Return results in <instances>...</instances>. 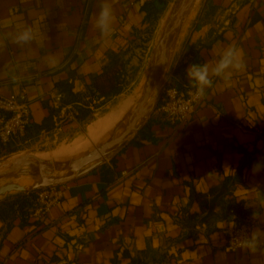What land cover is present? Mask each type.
<instances>
[{
    "label": "crops",
    "instance_id": "1",
    "mask_svg": "<svg viewBox=\"0 0 264 264\" xmlns=\"http://www.w3.org/2000/svg\"><path fill=\"white\" fill-rule=\"evenodd\" d=\"M213 1L212 12H198L167 44V64L152 92L160 80L161 90L193 87L189 66L214 65L229 46L240 51L244 67L228 82L211 77L205 98L183 123H171L159 103H147L137 130L97 168L61 186L64 198L47 216L32 214L34 189L1 195L0 264H264V245L255 253L231 252L226 235L262 207L250 189L264 192V168L252 173L264 161V0ZM101 2L0 0V95L29 103L26 138L54 130L55 111L40 97L63 87L71 102L91 96L93 78L111 64L108 52L125 53L128 84L97 105L92 117L105 112L91 125L112 118L100 139L108 140L138 115L157 52L154 18L167 5L109 0L114 20L104 37L96 25ZM26 28L33 41L16 43Z\"/></svg>",
    "mask_w": 264,
    "mask_h": 264
},
{
    "label": "rangeland",
    "instance_id": "2",
    "mask_svg": "<svg viewBox=\"0 0 264 264\" xmlns=\"http://www.w3.org/2000/svg\"><path fill=\"white\" fill-rule=\"evenodd\" d=\"M191 0H169V3L164 9V12L160 16H156V33L153 39V48L156 46L158 49L159 42L167 28L171 27L175 22V18L181 11L183 6H186ZM214 2L211 0H195L194 3L188 6L186 13L181 17L180 25L178 29L173 32L167 39L166 43H171L175 38V34L181 30V27L188 23L189 20L196 16L200 11L205 14L212 12L214 9ZM194 13V14H193ZM207 16H205L206 18ZM152 52V51H151ZM143 55V53H141ZM137 81L141 79V76L136 72ZM139 75V76H138ZM139 82L134 85L139 87ZM143 90L140 95H143L145 88V81ZM140 92V90H139ZM139 93L130 97L132 102L138 99ZM136 104V103H135ZM105 110H100L97 116H93L91 119L81 122L80 124L67 123L64 125L61 131L50 130L49 132H42L34 135L31 139L26 138V135L21 139L15 140L12 148H15V152L9 155L4 154L5 149L0 155V171L13 167L17 162L24 160L27 157H33L35 164H30L22 167L21 169L0 177V196L12 195L22 190L34 189L36 184L42 182L38 163L43 162L48 169L51 170L50 178L58 179L61 177L71 175V169L69 164L86 154L92 152L97 147L103 145L105 142L111 140H98L96 137L97 130L94 129L95 124L91 123L95 119L99 118ZM106 119V118H105ZM104 124V120H100ZM106 129L105 127L102 130ZM115 138V137H114ZM17 180V181H16ZM2 193V194H1Z\"/></svg>",
    "mask_w": 264,
    "mask_h": 264
},
{
    "label": "built area",
    "instance_id": "3",
    "mask_svg": "<svg viewBox=\"0 0 264 264\" xmlns=\"http://www.w3.org/2000/svg\"><path fill=\"white\" fill-rule=\"evenodd\" d=\"M195 91L194 86L180 91L174 84H170L161 90L158 103H160V109L168 121L183 123L194 114L205 98L204 95L202 98L194 100ZM102 100L87 96L82 100L71 102L68 101L66 93L63 91H49L40 97V102L47 103L55 111L54 130L56 131H61L67 123L80 124L81 110L90 109L93 112ZM30 126L31 109L29 103L22 101L17 95H0V141L3 144H8L13 139L22 138L27 134ZM63 198L64 191L61 186L36 189L33 216L37 218L47 216ZM253 226L252 215H247L234 225L229 226L226 230L227 250L231 252L247 250L240 247L238 236Z\"/></svg>",
    "mask_w": 264,
    "mask_h": 264
},
{
    "label": "clouds",
    "instance_id": "4",
    "mask_svg": "<svg viewBox=\"0 0 264 264\" xmlns=\"http://www.w3.org/2000/svg\"><path fill=\"white\" fill-rule=\"evenodd\" d=\"M113 20L114 11L112 4L109 0H102L96 20V25L102 36L107 37L111 34ZM34 38L32 29L26 28L16 35L15 42L27 44L33 41ZM50 66H56L54 58H50ZM243 67L242 54L235 46L226 48L214 65H209L208 63L190 65L187 69V77L193 82V86L196 89L193 99L198 100L205 95V90L212 86L211 77H221L225 82H228L233 75V71L241 70ZM262 168H264V161H258L253 165L252 173L255 175ZM250 190L262 198V207L253 211L252 220L254 221V226L250 230L241 232L238 236V242L241 248L255 253L264 245V228L258 226L264 225V192H261L258 187H253Z\"/></svg>",
    "mask_w": 264,
    "mask_h": 264
},
{
    "label": "water",
    "instance_id": "5",
    "mask_svg": "<svg viewBox=\"0 0 264 264\" xmlns=\"http://www.w3.org/2000/svg\"><path fill=\"white\" fill-rule=\"evenodd\" d=\"M194 1L195 0H191L188 4H186V6H183L181 8L178 17L174 19L175 22L172 24L171 27L167 28L166 31L164 32L158 45L155 61L151 69L149 80L147 82L146 92L142 100L139 102L138 109L136 110L137 114L141 109H144L143 107H145L146 104L149 103L150 101L151 102L153 101L154 104L158 103V97L161 93V86L163 81L160 80L158 82L154 92H152V86L153 83L156 82L160 70L161 69L164 70L167 64V44H168L166 43L167 39L173 32H175L178 29L180 25L181 17L186 13L188 6L192 5ZM143 116L144 114L142 113L134 116L129 122L126 130L121 135L105 142L103 145L97 147L96 149L86 154L85 156L72 161L69 164V168L71 169L72 172L71 175L69 176L61 177L58 179L50 178L49 175L51 173V170L48 169L43 162L38 163V168L40 170L42 182L40 184H36L34 186V190L39 188L52 187V186H58V187L63 186L97 168L101 164L103 158H105L116 147L120 146L125 141V139H127L135 130H137V123L139 119H141ZM30 164H35V160L33 157H27L24 160L15 163L13 167L0 171V177L15 172L21 169L22 167Z\"/></svg>",
    "mask_w": 264,
    "mask_h": 264
},
{
    "label": "trees",
    "instance_id": "6",
    "mask_svg": "<svg viewBox=\"0 0 264 264\" xmlns=\"http://www.w3.org/2000/svg\"><path fill=\"white\" fill-rule=\"evenodd\" d=\"M157 2H160L164 5H167L169 3V0H155ZM153 2V1H151ZM156 19V16L155 18ZM109 58L111 60V64L104 69V71L99 74L98 76L93 78V87L95 88V91H92L90 93L91 96L97 97V98H103V102L105 103L107 100H109L111 97L119 95L122 93L125 89V86L128 84V80L126 79L127 75V61L125 60V53L120 54H114L111 52H108ZM176 87L183 91V87L181 85H176ZM192 87V86H190ZM189 88V87H188ZM63 90L68 94H71V90L69 87H63ZM63 91V92H64ZM74 97V96H73ZM102 104V103H101ZM160 105V103H159ZM92 118V110L90 109H82L80 113V122H84L87 119ZM31 126L29 127V129ZM29 129L27 131V134L29 132ZM26 134V135H27ZM15 143V140H11L8 144H3L0 141V155L3 154L2 151L5 149L6 155H9L11 153H14L16 150L15 148H12L13 144ZM33 201H35V190H33L31 193H29ZM18 198L21 200V203L23 205L28 204L26 201L27 196L26 195H19ZM4 204H0V212L1 207ZM31 204V203H30Z\"/></svg>",
    "mask_w": 264,
    "mask_h": 264
},
{
    "label": "bare ground",
    "instance_id": "7",
    "mask_svg": "<svg viewBox=\"0 0 264 264\" xmlns=\"http://www.w3.org/2000/svg\"><path fill=\"white\" fill-rule=\"evenodd\" d=\"M193 14H194V13H193ZM122 103H123V107H122V109L127 110V109L129 108V106H130V98L125 99V101H123ZM120 106H121V105H120ZM119 108H120V107H119ZM116 110H119V109H116ZM125 110H124V111H125ZM119 111H120V110H119ZM117 114H118V111H117ZM121 114H123V112H122ZM121 114H120V115H121ZM118 115H119V114H118ZM118 115H117V116H118ZM113 122H114V120H112V118L108 117V118L104 119V124H103L101 121H98V122L95 124L94 129L97 130V131H96V132H97L96 137H98V138H97L98 140H100L102 137H104V134H105L106 130H107L108 128L111 127V125L113 124ZM103 127H105L106 129L102 130Z\"/></svg>",
    "mask_w": 264,
    "mask_h": 264
}]
</instances>
